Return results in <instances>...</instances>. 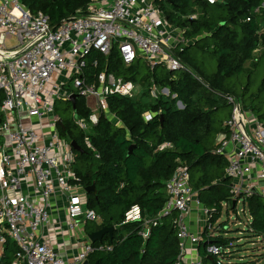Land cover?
Masks as SVG:
<instances>
[{
  "label": "built area",
  "instance_id": "obj_1",
  "mask_svg": "<svg viewBox=\"0 0 264 264\" xmlns=\"http://www.w3.org/2000/svg\"><path fill=\"white\" fill-rule=\"evenodd\" d=\"M263 10L264 0L253 13ZM13 38L15 43L8 45ZM188 43L185 29L170 23L156 0H94L87 11L56 27L47 14L33 13L22 0H0V264H83L93 252L113 249L109 243L94 245L86 236L76 253L65 256L48 237L56 203L71 230L103 222L87 206L89 193L74 169L76 151L61 136L57 103L70 101L74 93L84 96L87 104L94 102L95 106L88 104L89 119L78 120L87 131L102 113L109 115L108 96L136 97L142 91L141 84L114 72L102 71L94 81H87V57L93 50L108 55L116 45L126 66L141 58L151 70L160 64L176 72L185 64L174 50ZM150 93L158 97L169 91L153 83ZM224 98L231 113L214 152L228 160L226 176L237 206L241 198L264 196V119L235 95ZM151 118L148 113L146 119ZM86 142L93 148L89 139ZM171 146L166 141L160 148ZM190 180L188 167L179 165L166 181L168 198L158 214L143 215L135 205L125 217V222L141 221L139 233L146 240L153 227L172 216L180 244L175 264H204L200 243L214 234L212 211L201 203ZM193 206L200 208L206 224L199 233L188 221ZM224 206L232 208L228 202ZM8 239L16 244V252L12 262L5 263ZM206 248L210 255L222 251L212 243Z\"/></svg>",
  "mask_w": 264,
  "mask_h": 264
},
{
  "label": "trees",
  "instance_id": "obj_2",
  "mask_svg": "<svg viewBox=\"0 0 264 264\" xmlns=\"http://www.w3.org/2000/svg\"><path fill=\"white\" fill-rule=\"evenodd\" d=\"M92 1L22 0L33 13L47 14L52 26L87 11ZM262 1L221 0L211 4L206 0H156L169 22L185 29L189 41L174 50L185 64V69L176 72L160 64L151 70L141 58L126 66L116 45L108 55L93 50L87 57L86 79L89 82L102 71L138 81L139 66L144 63L143 67L149 70L140 81L142 92L139 96H108L110 114L102 113L98 122L91 124L87 131L78 123L79 119H89L92 112L84 96L79 95L75 104L62 100L67 104L63 109L57 103V112L64 122V127L60 126L61 136L69 141L76 140L85 149L84 152L75 150L74 169L85 188L93 182L96 184V192L89 193L87 203L103 218L101 224L94 223L95 230L105 225L116 226L112 240L105 234L101 242H94V245L112 244L113 249L93 252L88 257L90 262L175 264L180 244L172 216L164 217L153 227L146 240L139 233L141 221L125 222V217L135 205L140 206L143 215L158 214L168 198L166 181L182 164L189 171L197 169L194 176L190 174V183L201 203L212 211L214 234H207L205 241L222 249L220 255H210L207 244L202 241L203 263L218 264L221 260V264L225 261L231 264L233 238L225 235L229 229L226 222L217 223L226 208L224 203L232 204L231 209L226 208L227 213L236 208L231 180L226 176L228 160L214 152L216 140L212 147L208 142L214 131L213 113L221 105L229 106L225 94L235 95L246 109L255 110L244 101L243 95L228 88L226 80L243 72L248 62L256 65L264 59V10L261 14L253 13ZM193 14L196 16L191 17ZM249 16L251 20L246 21ZM259 48L262 51L258 56ZM207 54L216 57L214 70L207 71L205 67ZM247 72L250 78V70ZM153 83L160 88L167 87L169 95L162 93L153 97L150 93ZM178 101L182 102V108ZM148 113L152 115L149 120L146 119ZM255 113L264 119V112ZM110 116L121 124L117 125ZM223 130L224 125L217 134ZM87 139L93 148L88 146ZM166 141L172 146L161 149L160 145ZM132 144L135 146L129 153ZM244 204L251 214L249 231L255 241H264V196L252 194ZM113 207H116L115 213H112ZM206 232H209L208 228ZM15 252L16 244L8 239L5 263L12 262ZM250 264H264V253H259Z\"/></svg>",
  "mask_w": 264,
  "mask_h": 264
},
{
  "label": "rangeland",
  "instance_id": "obj_3",
  "mask_svg": "<svg viewBox=\"0 0 264 264\" xmlns=\"http://www.w3.org/2000/svg\"><path fill=\"white\" fill-rule=\"evenodd\" d=\"M15 43V38L8 39L7 44L12 45ZM259 51L258 56L260 55ZM201 53V52H200ZM199 53V54H200ZM208 55V54H207ZM211 55V54H210ZM208 55L206 58L205 67L207 71L214 70L216 68V57ZM201 58V54H200ZM253 62H248L245 64L244 71L239 75L232 76L226 80L228 88L236 90L239 94L244 96V101L253 108H255V112H264V59H262L256 65L252 64ZM143 64L139 66L138 70L140 71L139 80L136 81V85L139 84L142 78H144L148 74V69L146 66L143 67ZM250 70L251 77L247 76ZM245 90H244V88ZM170 93V91H169ZM93 101V100H92ZM179 103V102H178ZM92 106H95L94 102H90ZM87 104V105H88ZM60 109L65 107L66 101L60 100L58 102ZM182 108V104L179 105ZM89 107V106H88ZM59 113L62 114V111ZM230 107L228 105H221L218 110L213 113L214 119V131L209 136V146H213L215 140L217 138V130L221 128L226 120L229 117ZM114 118L113 116H110ZM117 125H120V121L115 119L114 121ZM197 169H192L190 171L191 176L195 175ZM194 183V179L191 181ZM116 207L112 208V213H115ZM227 213L226 208L223 209L221 216L218 219V222H226L228 224V230L225 234L229 238H233L232 249H233V259L231 260V264H250V262L256 259L259 253H264V241L263 239H257L259 241H255V237L251 234L248 229V224L251 220V214L248 208L245 207L244 200L241 198L237 203L236 208L233 210H228ZM94 222L88 223V230L92 231L96 227ZM225 264H229L225 261Z\"/></svg>",
  "mask_w": 264,
  "mask_h": 264
},
{
  "label": "crops",
  "instance_id": "obj_4",
  "mask_svg": "<svg viewBox=\"0 0 264 264\" xmlns=\"http://www.w3.org/2000/svg\"><path fill=\"white\" fill-rule=\"evenodd\" d=\"M143 62V61H142ZM139 84H141L139 82ZM166 90L169 91V89L167 87H163ZM142 91H140L138 93L141 94ZM169 95V94H166ZM176 96V95H173ZM179 105L182 104L181 101H178ZM183 107V104H182ZM230 107V105H229ZM179 108H181L179 106ZM252 110V109H251ZM230 113H231V107H230ZM110 114V113H109ZM218 136L219 133L217 135L216 138V142L218 140ZM226 170V169H225ZM62 202L64 203V200H61V204ZM57 206L55 205V210L53 211V217H52V221L51 224L49 226V234L48 237L51 240V244L57 248V250H59V252H61L62 254H64L65 256H72L74 253H76L78 251V248L80 247V240L84 239L86 236H88V233L90 232V230H88L87 226L88 224H86L84 227H79L76 229L71 230L70 228H68L66 226L65 223V213L62 212L61 209L57 208L58 205H60L59 203H56ZM233 206H234V202H233ZM188 221L189 224L191 226V229L193 231H195L196 233L202 232L206 226L205 221H204V217L201 213V210L198 206H193L191 209V212L188 216ZM95 230V229H94ZM93 231V230H92ZM208 244V243H206ZM192 246L190 244H188V248H189V252H191V248ZM202 250H200L201 252Z\"/></svg>",
  "mask_w": 264,
  "mask_h": 264
},
{
  "label": "water",
  "instance_id": "obj_5",
  "mask_svg": "<svg viewBox=\"0 0 264 264\" xmlns=\"http://www.w3.org/2000/svg\"><path fill=\"white\" fill-rule=\"evenodd\" d=\"M56 26H54V27H56ZM77 97H78V94L77 93L72 94V96L70 98V101L73 104H75ZM162 119H163V116H161V120ZM59 124H60V126L64 127V122H63V119L62 118L59 119ZM71 144H72V146H73V148L75 150H77L79 152H84L85 151V149L76 140H72L71 141ZM134 146L135 145L132 144L129 147V153H131L133 151V147ZM86 191L88 193H90V192H96V184H95V182H93L91 185L87 186L86 187ZM234 204H236V201H234ZM115 229H116V226L115 225H111V226L105 225V226H102L99 229L90 231L88 233V236L92 240V242H97V241L101 242L103 240L104 235L105 234H109L110 240H112ZM83 264H99V261L90 262L89 260H86Z\"/></svg>",
  "mask_w": 264,
  "mask_h": 264
}]
</instances>
